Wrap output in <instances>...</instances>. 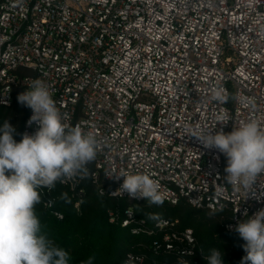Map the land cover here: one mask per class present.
Segmentation results:
<instances>
[{"label":"built area","instance_id":"obj_1","mask_svg":"<svg viewBox=\"0 0 264 264\" xmlns=\"http://www.w3.org/2000/svg\"><path fill=\"white\" fill-rule=\"evenodd\" d=\"M35 78L49 87L65 123L99 141L86 175L38 189L45 208L62 186L80 211L86 181L101 195L142 202L116 193L124 178L107 175L145 173L170 205L185 200L229 212L228 232L245 211L264 209V175L250 189H234L224 179L226 157L184 132L192 125L228 133L252 119L264 130V0H0V105L11 106ZM218 86L254 107L211 100ZM27 109L19 141L38 127L29 126ZM109 221L134 235L158 231L154 254L170 256L129 251L121 264H207L209 253L179 219L151 227L127 207L110 210Z\"/></svg>","mask_w":264,"mask_h":264},{"label":"clouds","instance_id":"obj_2","mask_svg":"<svg viewBox=\"0 0 264 264\" xmlns=\"http://www.w3.org/2000/svg\"><path fill=\"white\" fill-rule=\"evenodd\" d=\"M17 99L32 111L29 126L35 123L38 127L33 134L24 133L17 142L15 127L7 120L0 126V264H70L69 253L42 232L35 211L41 202L38 189L51 190L58 181L86 175V166L96 159L99 141L95 133L85 132L80 125L65 123L67 114H61L44 80H31ZM210 99L221 105L233 99L254 107L252 99L240 93L230 97L222 86L212 91ZM221 119L226 120L227 114ZM184 132L226 157L224 179L234 189H250L264 175V130L260 121L242 122L228 133L192 125L185 126ZM113 176L124 178L116 192L119 195L127 193L131 198L145 199L149 206L163 204L161 185L148 174L107 175ZM243 215L247 219L240 220L234 228L229 226L244 241L241 247L246 255L241 264H264V209L251 217L247 211ZM147 216L157 218L151 213ZM204 259L207 264H223V252L212 248ZM95 260L91 255L81 264H95Z\"/></svg>","mask_w":264,"mask_h":264},{"label":"trees","instance_id":"obj_3","mask_svg":"<svg viewBox=\"0 0 264 264\" xmlns=\"http://www.w3.org/2000/svg\"><path fill=\"white\" fill-rule=\"evenodd\" d=\"M17 97L16 92L11 106L0 105V126L7 120L15 127L14 139L18 142L28 109L18 102ZM83 185L86 196L80 211L74 206L71 192L62 186H57L53 191L54 202L51 209L45 208L42 195L41 202L35 206L42 232L47 234L55 246L69 253L70 264H81V261H86L91 255L96 257L95 264H121L129 251L146 253L155 260L170 259V256L163 253L154 254L153 242L161 241L158 231L151 236L134 235L131 229L123 227L121 222L109 221L110 210L122 211L127 207H131L136 215L145 219L151 227L160 219H179V228H192L199 247L204 252L210 254V249L217 248L223 252V264H241L245 255L241 247L244 241L235 231H226L225 225L230 220L229 212L196 209L185 200L175 206L166 201L160 206H149L146 200L130 202L125 198L101 195L89 181ZM55 211L63 217L59 218L54 214ZM149 213L157 218L148 219Z\"/></svg>","mask_w":264,"mask_h":264}]
</instances>
